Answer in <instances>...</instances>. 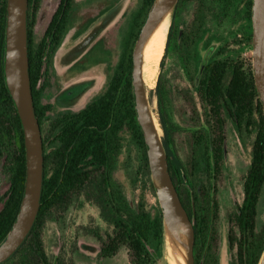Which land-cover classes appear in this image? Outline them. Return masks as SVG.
Returning a JSON list of instances; mask_svg holds the SVG:
<instances>
[{"label": "trees", "instance_id": "1", "mask_svg": "<svg viewBox=\"0 0 264 264\" xmlns=\"http://www.w3.org/2000/svg\"><path fill=\"white\" fill-rule=\"evenodd\" d=\"M41 0H28L29 74L34 108L42 134L44 179L36 222L20 248L3 264H63L47 250L45 232L60 224L75 203L109 216L111 231L84 228L99 246L100 257L125 250L129 264H154L164 243L160 209L135 202L117 177L119 157L127 141L138 151L135 182L155 193L148 160L137 124L131 89V54L140 28L154 0H141L121 41V56L106 90L78 112L43 120L39 86L43 65L49 64L73 12L74 0H59L38 43L32 30ZM252 0H178L168 28L160 72L153 95L156 118L168 170L180 202L194 230V264H220L216 223L220 211L214 177L225 166L227 126L250 145V162L243 179L242 201L227 215L226 264H259L264 251V114L254 80L251 33L227 37L220 45L211 35L231 28L240 18L251 23ZM243 11V13H242ZM6 0H0V159L8 188L1 201L0 244L17 215L25 180V152L21 124L6 88ZM230 32V30H228ZM178 70L175 85L166 72L169 48ZM213 47L198 75L205 51ZM173 66V67H174ZM168 70V69H167ZM182 100L180 117L190 123L188 155L179 154L171 110ZM132 185L131 180L128 181ZM214 184V185H213Z\"/></svg>", "mask_w": 264, "mask_h": 264}, {"label": "rangeland", "instance_id": "2", "mask_svg": "<svg viewBox=\"0 0 264 264\" xmlns=\"http://www.w3.org/2000/svg\"><path fill=\"white\" fill-rule=\"evenodd\" d=\"M58 3L59 0H41L34 18L32 30L34 42L38 43L42 38ZM140 4L141 0H74L73 12L61 42L48 66L43 65L42 67V71L49 78L51 77L54 84V90L51 92L57 93L60 90L70 89L78 90L80 93L84 90L85 93L80 101L77 100L73 107L74 110L79 109L87 100L96 96L112 74L121 52V41L128 23ZM171 18L172 15H169L159 43L163 47L162 54ZM236 18L237 20L228 29L230 32L228 30L224 31L223 28L211 35L210 39L214 45L222 44L228 36H230L229 39L236 35L242 38L243 33H251L250 21L247 19L242 20L240 14ZM174 59L175 55L170 47L165 63V74L175 85H178V70L173 65ZM158 63H160V60ZM156 68V76L148 85L144 84V86L158 133L162 137L163 133L156 118L157 101L153 95L160 72L159 64ZM142 75L144 76V72ZM181 102V99L175 101V107L171 110V113H173L172 118L175 119V140L177 141L179 154L185 159L188 155V146L184 136H187L185 131L189 129L188 125L190 123L185 120V114H183L184 119L180 117L183 108ZM238 140L241 141V138L237 137L229 124L225 144V170L227 174L225 175L223 188L218 195L221 207L217 226L220 264H226L227 215L242 200L241 176L244 174L250 160V145L248 143L239 145ZM138 156V151L133 144L127 141L119 157L118 180L122 184L126 180L130 195H132L135 202L142 198L147 209H160L157 195L145 189L141 182L133 181L138 166ZM149 177L152 182L153 178H151L150 171ZM130 180L132 182L131 186L128 182ZM7 188L8 180L2 172L0 159V199L3 198ZM2 205L3 201L0 200V209ZM110 220L111 218L107 215L101 217L98 209L85 204L81 199L68 212L64 221L58 225L51 223L47 227L44 236L47 250L55 256H61L63 264H98L94 260L97 248L86 235L84 228L99 227L102 230L111 231ZM181 238L184 240L183 237ZM168 245L170 247V242L165 234L163 247L154 264H170V254L173 253V249L170 248L172 253L169 254ZM176 246H179V244L175 243V248ZM175 254H177L176 250ZM105 264H129L125 250H121L117 256Z\"/></svg>", "mask_w": 264, "mask_h": 264}, {"label": "water", "instance_id": "3", "mask_svg": "<svg viewBox=\"0 0 264 264\" xmlns=\"http://www.w3.org/2000/svg\"><path fill=\"white\" fill-rule=\"evenodd\" d=\"M178 0H154L140 28L131 54V89L137 124L143 136L153 188L159 198L164 235L174 232L182 245L186 264H194V230L171 180L167 155L150 109L142 76L141 54L145 41L165 8L173 9ZM252 70L254 85L264 114V0H252ZM28 0H6L4 74L6 88L18 115L24 140L25 180L17 215L5 240L0 244V264L6 262L29 236L39 212L44 179V150L36 116L29 74ZM213 47L200 63L204 69ZM184 238V244L183 239ZM182 241V242H181ZM264 256V251L259 261Z\"/></svg>", "mask_w": 264, "mask_h": 264}, {"label": "flooded vegetation", "instance_id": "4", "mask_svg": "<svg viewBox=\"0 0 264 264\" xmlns=\"http://www.w3.org/2000/svg\"><path fill=\"white\" fill-rule=\"evenodd\" d=\"M55 51H54V53H55ZM121 53H122V51L120 52L118 60L116 61V65H117V63H118V61L120 59ZM52 57H53V55H52ZM116 65L114 66V69L116 68ZM114 69H113L112 74L109 77V79H107V81L105 83V86L101 89V91L96 96H94V97L90 98L89 100H87L84 103V105L82 107H80L79 109H77V110H74L73 107L75 106L77 100L80 101V99L84 95L85 91L82 90L79 93L78 90H70L69 89V90H60L58 92L56 91L57 93H52L51 91L54 90V88H53L54 84L51 81V77L49 78L47 76V74L45 75V72L42 71V76H41V79H40V86H39V93H40L39 94V100H40V107L44 110L43 120H49V119L55 118V117L57 118V117H59L62 114L64 115V114H67L69 112L73 113V112H78V111L82 110L88 103H90L93 99H95L98 96H100L106 90L108 82H109L110 78L113 75ZM44 75H45V78H44ZM238 141H239V145L243 144L242 139H241V141L240 140H238ZM225 152H226V150H225ZM249 162H250V160H249ZM248 166H249V163L247 165V168H246L244 174L241 176V191H242V186H243V179H244V177L246 175V172L248 170ZM225 169L226 168L224 166V169H223V172L221 173V175L219 174L218 177L217 176L216 177L213 176V179H212V180H215V185L218 186V193H217L218 195L220 194L221 189L223 188V185L225 183V175L227 174ZM239 204H241V202ZM220 211H221V207H220ZM220 211H219L217 223L215 225L216 226V230H217L218 221H219V218H220L219 217L220 216ZM89 239L94 242L93 239H91V238H89ZM94 244H95V246L97 248V250L95 252V256L96 257H95L94 260H96L98 264H105L106 262H108L109 260H112L115 256L118 255V254H116L115 256L110 257V258L109 257H100L99 256V246L95 242H94Z\"/></svg>", "mask_w": 264, "mask_h": 264}, {"label": "bare ground", "instance_id": "5", "mask_svg": "<svg viewBox=\"0 0 264 264\" xmlns=\"http://www.w3.org/2000/svg\"><path fill=\"white\" fill-rule=\"evenodd\" d=\"M170 9L165 8L153 28L151 29L145 44L143 46L142 54H141V65H142V73L144 72L143 83L148 85L156 76L157 73V64H159V60H161L163 47L161 46L160 40L165 28L166 22L169 19ZM168 31V30H167ZM163 43V42H162ZM165 46V44H164ZM156 84V83H155ZM149 87V86H148ZM174 232L168 231L167 239L170 242V247L168 245L169 254L171 252V247L173 249V253L170 254V264H186V255L185 251L181 244L177 242V237ZM182 242V241H181ZM175 243H178L179 246H176ZM184 244V240L182 242ZM175 250L176 253L175 254ZM261 264H264V256L261 261Z\"/></svg>", "mask_w": 264, "mask_h": 264}]
</instances>
